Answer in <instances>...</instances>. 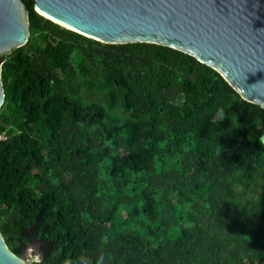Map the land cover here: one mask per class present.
Here are the masks:
<instances>
[{"label":"trees","instance_id":"1","mask_svg":"<svg viewBox=\"0 0 264 264\" xmlns=\"http://www.w3.org/2000/svg\"><path fill=\"white\" fill-rule=\"evenodd\" d=\"M28 10L1 67L0 232L29 264H264V108L207 64Z\"/></svg>","mask_w":264,"mask_h":264},{"label":"water","instance_id":"2","mask_svg":"<svg viewBox=\"0 0 264 264\" xmlns=\"http://www.w3.org/2000/svg\"><path fill=\"white\" fill-rule=\"evenodd\" d=\"M34 10L106 44L180 50L212 67L243 100L264 108V0H34ZM29 31L22 0H0V107L2 64L27 43ZM32 250L41 261V242L30 244L21 258L0 232V264H27Z\"/></svg>","mask_w":264,"mask_h":264},{"label":"rangeland","instance_id":"3","mask_svg":"<svg viewBox=\"0 0 264 264\" xmlns=\"http://www.w3.org/2000/svg\"><path fill=\"white\" fill-rule=\"evenodd\" d=\"M1 138H3V137L1 136ZM28 247H29V245H28L26 248H28ZM26 248H25V249H26ZM35 259H36V255H35V253H34V250H32V251L30 252V255L27 257L26 262H27V264H29V263L35 261Z\"/></svg>","mask_w":264,"mask_h":264},{"label":"built area","instance_id":"4","mask_svg":"<svg viewBox=\"0 0 264 264\" xmlns=\"http://www.w3.org/2000/svg\"><path fill=\"white\" fill-rule=\"evenodd\" d=\"M2 137H3V138H1V137H0V138H1V139H4V136H2Z\"/></svg>","mask_w":264,"mask_h":264}]
</instances>
